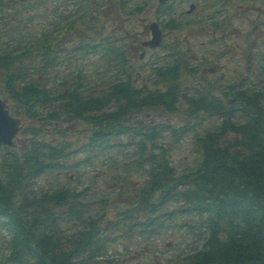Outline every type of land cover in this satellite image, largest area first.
Instances as JSON below:
<instances>
[{
	"label": "trees",
	"instance_id": "16d2710c",
	"mask_svg": "<svg viewBox=\"0 0 264 264\" xmlns=\"http://www.w3.org/2000/svg\"><path fill=\"white\" fill-rule=\"evenodd\" d=\"M32 7L35 9L34 18L48 14L49 5L41 9L39 4ZM19 13L20 10H5L1 12L0 19L5 21ZM20 25L15 34L19 36L17 42L23 45L29 41L24 40L31 36L32 31L24 29L22 21ZM5 47L0 48V78L11 73L22 55L25 59L20 64L34 66L38 57L32 56L33 53L43 55L46 48L35 44L24 54L13 56ZM41 79L39 89L25 91L26 95H35L27 103L31 119L43 122L47 117L54 118V113L47 116L45 112L48 110L44 108L52 99L57 106L56 99L67 101L61 106L67 115L83 117L87 113H95L91 118L94 124L89 136L91 149L108 150L114 156L125 150L117 142H109L108 138L110 135L120 138L125 134L121 123L134 109L136 93L121 88L111 97L85 100L76 89L59 94L55 99L51 94L53 89H46L51 85L46 70H42ZM231 95L232 100L224 106L232 105L218 112L222 113L221 124L212 130L206 129L203 135H195L194 141H197V151L202 159L196 170L180 176L172 165L173 148L170 151L161 148L157 153L146 156L153 169L149 172L150 181L139 182L135 188L117 194L137 191L132 201H126L128 207L124 206V212L117 211L119 204L114 199L87 210L89 216L105 210L103 216L93 223L97 226L104 224L110 215H117L119 220L103 228L92 224L74 239L61 236L71 223L78 224L79 217H82L78 206L83 204L76 191L70 188H52L46 192L32 189L40 176H48L55 166L60 167V160H57L68 150L69 142L62 143V148L56 147L46 140L43 133L32 130L38 139L30 143L32 151L29 156L7 154L0 164L3 176L0 180V212H8L12 208L11 197L15 190L20 189L22 193L19 210H11L8 224L6 222L14 236L6 264H101L99 258L114 246L115 238L110 236L116 229L127 239L138 233L140 236L149 235L153 228L158 227L160 234L163 222L177 213L183 218L187 215L190 222L196 215L197 227L204 231L205 239L201 252L177 264H264V91L249 97L246 91L234 89ZM199 99L207 100L206 97ZM113 102L117 109L102 116V109ZM156 136L154 131L148 133L153 149L159 148ZM143 144L138 145L141 150H144ZM88 191L86 189L84 193ZM106 191L109 189L100 188L97 193ZM89 195L93 197L96 194ZM183 202L188 210H177L175 207ZM185 225L200 239L196 225ZM65 242L69 248L61 246ZM108 263L119 264L117 261Z\"/></svg>",
	"mask_w": 264,
	"mask_h": 264
},
{
	"label": "rangeland",
	"instance_id": "374dc122",
	"mask_svg": "<svg viewBox=\"0 0 264 264\" xmlns=\"http://www.w3.org/2000/svg\"><path fill=\"white\" fill-rule=\"evenodd\" d=\"M142 30H144V27H142V25H140V24H137V31H142ZM173 237H174V235H171L168 239L165 238V240H164L165 243L172 246L170 240H173ZM139 252H144V246H143V248H139ZM127 264H134V263H127Z\"/></svg>",
	"mask_w": 264,
	"mask_h": 264
},
{
	"label": "water",
	"instance_id": "95a60500",
	"mask_svg": "<svg viewBox=\"0 0 264 264\" xmlns=\"http://www.w3.org/2000/svg\"><path fill=\"white\" fill-rule=\"evenodd\" d=\"M4 119V114L3 111L1 109V105H0V122Z\"/></svg>",
	"mask_w": 264,
	"mask_h": 264
}]
</instances>
